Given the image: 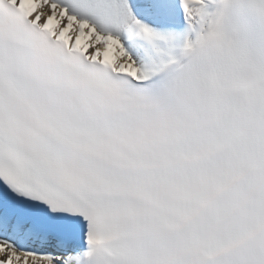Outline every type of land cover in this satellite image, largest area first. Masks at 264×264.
<instances>
[{
	"label": "snow or ice",
	"instance_id": "6c2138e0",
	"mask_svg": "<svg viewBox=\"0 0 264 264\" xmlns=\"http://www.w3.org/2000/svg\"><path fill=\"white\" fill-rule=\"evenodd\" d=\"M0 264H264V0H0Z\"/></svg>",
	"mask_w": 264,
	"mask_h": 264
}]
</instances>
